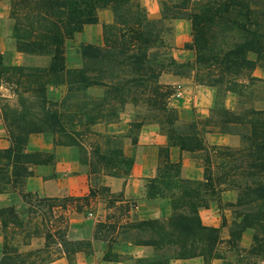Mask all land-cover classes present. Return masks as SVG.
<instances>
[{
    "label": "trees",
    "instance_id": "1",
    "mask_svg": "<svg viewBox=\"0 0 264 264\" xmlns=\"http://www.w3.org/2000/svg\"><path fill=\"white\" fill-rule=\"evenodd\" d=\"M159 2L161 18L152 20L139 0H10L16 50L46 56L50 64L9 65L0 53V89L10 93L4 96L0 91L1 117L10 139V146L0 149V191L8 185L21 188L33 175V165L53 162L52 153L27 150L29 137L37 133L52 134L57 145L76 146L81 163L92 175L120 176V168L122 174H128L133 159L116 145L117 136H109L102 149L90 135L96 134L93 126L101 119H116L126 104H132L147 112L134 114L130 137L132 130L138 134L145 123L158 124L167 136L168 145L161 148V163L157 176L149 181L147 196L167 199L170 215L139 219L133 212L135 202L121 200L104 185L85 196L63 198L22 192L23 200L32 207L28 212L48 215L49 222L54 218L68 226L70 213L93 212L94 204L115 210L114 215L100 214L93 231V240L107 246L106 261L170 264L202 257L205 264L213 259H221L223 264H259L264 261V109L255 107L263 98L254 92L264 81L252 73L256 67L264 68V0ZM105 8L112 11L114 21L103 27V45H80L83 66L68 68L66 41L85 25L98 23V12ZM170 19L191 22L188 47L195 52L194 64H179L171 55L166 41L170 29L163 23ZM191 70H195L196 82L218 89L217 101L207 120L181 122L177 110L169 105L174 90L161 84L159 77L165 71L186 75ZM58 85L66 88L60 102L46 95L48 86ZM93 86L104 88V96L91 97L87 91ZM227 91L239 97L236 110L223 105ZM209 127L239 135L241 145L207 148L204 135ZM170 147L193 154L206 151L203 179L181 178V162L171 161ZM230 189L238 192L237 202L230 205L237 207L239 220L233 221L229 238L223 239L220 228L203 224L199 211ZM58 209L61 214L55 216ZM0 222L5 231L12 226L21 228L23 219L9 206L0 210ZM67 226L50 227L56 230L63 252L84 251L91 245L89 240H69ZM247 229L255 234L245 249L240 240ZM116 245L146 248L149 253L141 257L117 253L113 251ZM224 245L236 261H226ZM19 255L5 235L0 264H17Z\"/></svg>",
    "mask_w": 264,
    "mask_h": 264
},
{
    "label": "crops",
    "instance_id": "2",
    "mask_svg": "<svg viewBox=\"0 0 264 264\" xmlns=\"http://www.w3.org/2000/svg\"><path fill=\"white\" fill-rule=\"evenodd\" d=\"M148 16L152 20L161 18L159 0H139ZM98 23L88 24L73 38L65 43V64L68 68L82 67V57L79 46L91 44L94 46L103 45V27L110 25L114 21L113 13L110 9H101L98 12ZM164 25L170 29L168 34V44L171 47V55L179 64H194L195 52L188 47L192 42V25L187 19L164 20ZM5 38H0V53L3 60L9 65L26 67H48L50 59L41 55H30L20 53L16 50V45L9 47ZM253 76L264 81V68L256 67ZM161 84L169 85L173 88L174 94L169 99V105L178 112L181 122L205 121L211 115V110L215 107L218 89L215 87L202 85L195 80V70L189 74L178 75L173 71H165L159 77ZM263 85L264 83L257 86ZM264 89V88H263ZM2 93L4 96L9 95ZM66 94L64 85L48 86L46 95L50 100L60 102ZM262 101H256L255 107L264 109V90H262ZM223 105L229 110L238 108L239 97L235 92L227 91L222 98ZM132 104H126L120 113L119 121L108 124L105 128L107 134L120 135L123 137V151L127 157L133 159V165L128 174L120 176H110L101 174L98 180L93 183L92 174L86 165L80 160L79 149L76 146L57 145L54 136L50 133H37L29 137L27 150L31 152H46L54 155L50 164L33 165V175L26 178L21 188H14L8 185L5 190L0 191V210L13 206L22 219L27 217V204L21 193H31L43 198H63L66 196H85L90 190H97L100 185L107 186L110 193L126 202H135V214L139 219H163L170 213V204L167 199L152 198L147 196L149 181L157 176L161 163L160 151L168 145L167 136L160 130L156 123H145L138 131L136 141L133 142L129 136L130 125L134 119ZM204 144L207 148L211 146H228L237 148L241 145V138L237 134H227L217 128L209 127L204 135ZM10 146L8 131L1 117L0 110V149ZM170 159L172 162H181L180 177L190 180H202L204 176L206 151L190 153L183 151L179 147H170ZM231 203L234 201L230 200ZM97 203L91 206L93 212H73L69 217L67 238L71 241L89 240L96 248L98 259L103 264H119L120 262L106 261L104 256L107 251L105 243L93 240V231L100 211ZM220 203L213 201L208 208H201L199 213L204 225L222 229L223 239L229 238L228 227L221 225L219 208ZM0 228L2 224L0 222ZM252 229L243 232L240 246L249 248L252 244ZM40 237H33L31 241L24 245L25 251L37 249ZM118 245L114 246L116 252ZM123 252L137 257L144 256L143 252L149 251L146 248L130 247L120 245ZM3 248V235L0 229V254ZM40 248V246H39ZM143 253V254H142ZM227 261V257H226ZM132 262V261H127ZM134 263V262H133ZM121 264V263H120ZM170 264H205L202 257L192 259L173 260ZM210 264H223L221 259H213ZM264 264V261L259 262Z\"/></svg>",
    "mask_w": 264,
    "mask_h": 264
},
{
    "label": "rangeland",
    "instance_id": "3",
    "mask_svg": "<svg viewBox=\"0 0 264 264\" xmlns=\"http://www.w3.org/2000/svg\"><path fill=\"white\" fill-rule=\"evenodd\" d=\"M13 20L10 18V0H0V38H5L6 44H8L9 47L15 46V41L11 36L12 28H13ZM166 27V26H165ZM167 28V27H166ZM169 33L166 35V41L168 38ZM168 43V41H167ZM65 56V52H64ZM83 60V59H82ZM83 66V62H82ZM186 68H184L185 70ZM264 86L261 85L259 88L255 89L256 93L255 95L262 96V90ZM1 93H7L5 88L0 89ZM88 94L93 98H101L104 96L105 89L97 86L90 87L88 89ZM133 111L136 114V112H140L141 114L147 112L145 108L142 107H133ZM108 111L104 110L103 115H107ZM120 116V114H119ZM119 116L116 119H113V117H106L104 119H101L95 126H93V132H96V134L92 133L90 135L92 141L96 144H99L102 146L101 148L104 149L107 146H105V142L109 136H112L111 134H107L105 128L108 126V124H113L117 121H119ZM131 137L136 139L137 131L132 130ZM117 138L114 140L116 142L117 146L123 147V137L120 135H116ZM117 172L120 173V175H123V169L120 168ZM102 172L99 174L92 175L93 183H95L98 180V177H100ZM149 185V184H148ZM148 192V191H147ZM105 199L108 197H104ZM157 198V197H153ZM238 198V192L230 189L223 192L218 200L220 203V219H221V225L223 227H228V230L230 229L233 221L239 220L237 218V207H233L230 204L236 203ZM231 199L232 201L231 203ZM27 208H32L29 205H27ZM98 210L100 211L97 213V215L102 214L105 215H114L115 210H105L104 205L100 204L98 206ZM105 210V211H104ZM61 214V210H57L55 213V216H59ZM71 215V213L69 214ZM137 216V215H136ZM70 217V216H69ZM48 215L46 217H43L41 213H35L31 214L27 210V217L23 219V224L21 228L18 227H10L3 231V227L0 228L2 235H3V245H4V236L7 235L8 237V244L9 246H12L13 248H16L18 251L19 258L17 264H103L98 259L96 248L91 244L88 248L84 249V251L79 252H70L66 254L63 252V247L60 243V238L57 237L56 230L54 228H50L52 225L63 227L67 226L62 221L56 222V219H52V221L49 222ZM56 220V221H55ZM52 224V225H51ZM68 229V226L66 228V231ZM54 230V231H53ZM61 230V229H60ZM34 232H37V234H33ZM221 236L223 237L224 233L222 229H220ZM253 235L255 234V231L252 230ZM48 235V238L46 237ZM40 237L41 240L38 242L37 249H28L25 251L24 245H27L33 237ZM40 246V248H39ZM227 246H223L224 255L227 257V261H236L237 257H235V254L232 251H227ZM3 250V248H2ZM116 252H123L121 247L116 248ZM144 254L149 253V251L143 252ZM142 253V254H143ZM2 253L0 254L1 257ZM121 264H134L133 262H120ZM119 263V264H120Z\"/></svg>",
    "mask_w": 264,
    "mask_h": 264
}]
</instances>
